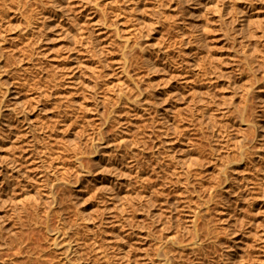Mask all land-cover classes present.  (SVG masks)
I'll return each instance as SVG.
<instances>
[{
    "label": "rangeland",
    "instance_id": "rangeland-1",
    "mask_svg": "<svg viewBox=\"0 0 264 264\" xmlns=\"http://www.w3.org/2000/svg\"><path fill=\"white\" fill-rule=\"evenodd\" d=\"M133 161L168 235L195 208L212 232L175 264H264V0H0L1 234L37 264H157L119 204Z\"/></svg>",
    "mask_w": 264,
    "mask_h": 264
},
{
    "label": "bare ground",
    "instance_id": "bare-ground-1",
    "mask_svg": "<svg viewBox=\"0 0 264 264\" xmlns=\"http://www.w3.org/2000/svg\"><path fill=\"white\" fill-rule=\"evenodd\" d=\"M241 25H243V24L241 23ZM245 57H247V54L245 55ZM121 145H124V144H121ZM133 157H135V156H133ZM136 158L137 157H135V159ZM134 162L136 163V166H135L136 168L135 167L134 168L137 170L135 173V177L137 179L136 181L139 180V183H141L142 190L140 191L137 188L134 189L131 193L132 197L126 198L124 200V202L122 200H120L118 197L117 198L123 202V203H121V202L119 203L120 207L122 209H123L122 205H124V203H127L129 208L131 206V209H132L131 214L133 217L135 216V214H136L135 212L138 211V209L145 210V214H144L145 226H144V223H141V224H142V227H145L146 232L144 231L145 234H143V232H142V234L144 236L148 237L149 240L158 239L157 240L158 245L156 244V247L154 246L155 248L153 249V252H152L153 257H151V255H147L148 256L147 257V260H148L147 263H154V261H156L157 264H175V260L173 258L175 252H182L184 250H186V251L188 250L193 255H196L197 252H199L202 249L205 240L210 238V236L212 237V232L210 231L208 225L202 226L201 229L198 226L200 224V223L198 224V220L200 218V213H199L200 210L197 208L193 209L194 211H192V216L190 219V226L187 228L184 227V228H186L185 232L184 231H183V233H182V231L180 232V233H182L181 236H183L184 238L178 239V237H177L178 235H170V233H169L170 237L167 238L166 236H169L167 234V232L173 224L172 223V220H173L172 217L173 216L171 214V211H170V213H168L169 215H167L166 214L167 212L165 211L166 208H164L165 206L164 207L159 206V208H157L158 212H154V209H152V206L154 203H156V201L159 200L160 197L158 198V195L160 194V191L158 189L154 188V184H152L153 181L151 182V179L149 177H146L147 176V174H145L146 172H143V171L141 172V170L139 168L140 164L137 163L136 161H133L132 163H134ZM144 162H146V161H144ZM147 163H150V162H147ZM141 165H143V163H141ZM148 166H149V164H148ZM149 167L151 168L152 166H149ZM135 169H132V171L133 170L135 171ZM149 171H151V170L149 169ZM219 171L224 174L222 169H220ZM144 174L146 175L145 177L143 176ZM135 177H132V178H135ZM133 180H135V179H133ZM136 183H138V182H136ZM132 184H133V182H132ZM137 187H139V186H137ZM195 189H196V187H195ZM195 189H193V190L195 191ZM113 195L112 196L115 198V196H117L118 194L113 193ZM49 197H50L52 202H54L56 200L55 199L56 197L51 193V190L49 191ZM189 201H186L187 205H188ZM184 202H185V199H184ZM118 207H119V205H118ZM23 208H25V207L23 206ZM44 213H45L46 217L49 216L50 207H49V209H45ZM137 214H139V213H137ZM39 215H40V212H38L37 215L32 216L33 222H36ZM133 217H132V219H133ZM135 218H136V216H135ZM140 218L141 217L139 216L138 219H140ZM20 219L22 220L23 218L20 217ZM141 221H143V220H141ZM138 223H139V221L136 220V223H134L132 225H134L136 228L139 226ZM139 227H141V226H139ZM172 227L174 228V225ZM182 228H180V229H182ZM2 229H3V227L0 225V264H37L39 262V260L43 256V253H42L43 251H42V249H40L37 256L34 255L35 253H37V251H35L36 250L35 247L30 245V240H31L30 237H28V238L24 237L22 235V232L19 230L18 231H11L7 235H2L1 234ZM140 229H143V228H140ZM175 229L177 230V228H175ZM180 229H178V230H180ZM137 231H139V230H137ZM56 232H59V230H56L55 233ZM131 232L133 235L132 230H131ZM139 233L137 232V233H135V235H137V234L141 235ZM59 235L60 234L57 233L56 236H59ZM146 237H145V239H146ZM55 240H56V238H55ZM58 243H59L58 241H55L54 245L57 246ZM154 243H155V241H154ZM62 245H64V244L62 243ZM62 245H61V247H58V248L65 249V248H63ZM65 247L67 248V250L63 251V253L66 252L63 254V256L65 258L64 263L71 262L72 259L73 260L79 259L80 252H79L78 244L76 242H75V244H72V241L69 240L67 243V246H65ZM60 252H62V250ZM68 253L72 254L71 255L72 257L68 256ZM146 254H148V252H146ZM227 263L229 264V262H225L224 264H227Z\"/></svg>",
    "mask_w": 264,
    "mask_h": 264
}]
</instances>
